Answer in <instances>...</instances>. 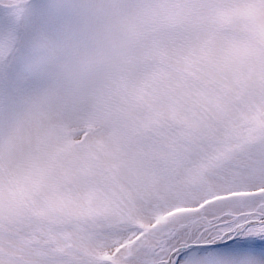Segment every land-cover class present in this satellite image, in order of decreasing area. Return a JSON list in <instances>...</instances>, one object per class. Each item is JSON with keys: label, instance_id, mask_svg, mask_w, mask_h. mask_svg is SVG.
I'll return each mask as SVG.
<instances>
[{"label": "snow or ice", "instance_id": "obj_1", "mask_svg": "<svg viewBox=\"0 0 264 264\" xmlns=\"http://www.w3.org/2000/svg\"><path fill=\"white\" fill-rule=\"evenodd\" d=\"M54 7L0 29V264H264V0Z\"/></svg>", "mask_w": 264, "mask_h": 264}, {"label": "rangeland", "instance_id": "obj_2", "mask_svg": "<svg viewBox=\"0 0 264 264\" xmlns=\"http://www.w3.org/2000/svg\"><path fill=\"white\" fill-rule=\"evenodd\" d=\"M79 2H82V0H28L26 4L20 6L24 9L23 13H20V8L11 4V0H9V6H5L4 2H0V29L11 25L19 16L21 34L34 37L35 33L32 29L56 11L54 6ZM25 56L26 52L22 49L21 60L17 64V71L22 68Z\"/></svg>", "mask_w": 264, "mask_h": 264}]
</instances>
